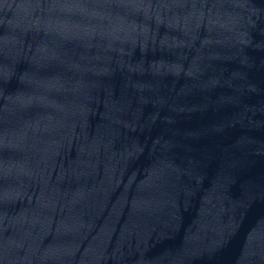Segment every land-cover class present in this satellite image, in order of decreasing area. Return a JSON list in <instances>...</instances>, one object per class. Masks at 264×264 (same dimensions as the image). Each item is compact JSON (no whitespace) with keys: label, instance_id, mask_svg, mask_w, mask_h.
<instances>
[{"label":"water","instance_id":"1","mask_svg":"<svg viewBox=\"0 0 264 264\" xmlns=\"http://www.w3.org/2000/svg\"><path fill=\"white\" fill-rule=\"evenodd\" d=\"M0 264H264V0H0Z\"/></svg>","mask_w":264,"mask_h":264}]
</instances>
